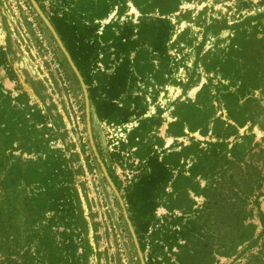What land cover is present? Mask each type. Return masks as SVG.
Returning <instances> with one entry per match:
<instances>
[{"label": "rangeland", "instance_id": "1", "mask_svg": "<svg viewBox=\"0 0 264 264\" xmlns=\"http://www.w3.org/2000/svg\"><path fill=\"white\" fill-rule=\"evenodd\" d=\"M33 1L47 20L51 14L63 12L76 24L96 26V37L111 23L116 26L112 28L114 35L118 26L127 23L128 28H133L130 36L133 40L139 38L135 32L141 22L164 18L173 26L166 44L169 60L160 65L158 59L153 60L160 81L137 79V89L132 90V95L140 97L145 109L141 117H130L119 125L98 122L91 115L88 101L90 137L105 172L116 179L117 184L113 186L128 221L122 197L134 177L140 174L143 164L135 152L148 145L150 153L158 158L172 152L177 154L175 167L169 168L168 181L158 191L153 212L145 217L148 227L141 241L143 251L138 247L143 263L150 257L151 264H246L248 261L249 264H264V229L258 219V213H264V83L246 95L253 99L246 106L247 110H253V119L239 129L238 134H251V137L236 141L230 138L223 149V153L227 152L231 144L237 142L233 155L238 159V172L244 175L246 163L255 168L248 173V177H252V182L247 181L250 195L244 185L228 181L231 171L222 160L203 162L194 172L190 171L191 165L197 162L196 154L207 149L205 142L210 140L209 133L202 137L197 132L182 129L179 131L182 136L173 138L166 134L167 124L175 120L172 113L176 103L195 102V93L202 84L206 89L201 101L210 103L215 117L224 120L218 96L225 91L224 87L230 92L234 87L228 86V81L220 75L206 73L203 65L229 54L232 24L264 26V0H178L175 11L165 14L161 12L167 8L168 0ZM258 14L256 19L245 22L248 16ZM259 48L255 43L243 47L245 54L257 52ZM0 49L5 59L0 66V93L7 96L10 105H17L13 99L21 96L22 106L30 112L39 111L45 117L44 124L37 125L31 137L48 139L45 143L48 155L61 161L59 171L43 183L34 175L43 171L40 162H36V158L44 157L42 154H27L22 152L23 147L14 149L17 142L12 143L11 150L4 151L6 168L12 167L15 158L20 168L11 171L5 184V250L0 254V261L21 264L23 253L30 251L37 261L45 264L41 256L36 255L35 243L26 241L29 231L37 226L30 223L36 216L32 199L37 193L47 194L44 198L50 202L57 190L72 186L85 222L84 241L79 246H84L87 253L86 264H141L122 207L89 147L80 85L29 0H0ZM230 54L235 60L234 53ZM258 58L255 67L264 64V50ZM148 118L158 119V124L144 129L145 138L139 147L128 146V135ZM2 122L7 132L13 128V118L5 116ZM224 155L225 160H232L229 154ZM255 171H258L257 176ZM239 201H244L243 229L247 224L254 227L251 239L233 247L235 231L227 211L231 207L229 204ZM52 216L54 213H45L43 220ZM130 228L134 233L131 223ZM185 229L191 230L186 236L182 233ZM49 232L47 246L52 255L57 256L51 264H71L70 259L62 262L67 253L63 251L65 243L59 235L63 232L60 225L55 224ZM82 251L78 248L76 254Z\"/></svg>", "mask_w": 264, "mask_h": 264}, {"label": "trees", "instance_id": "2", "mask_svg": "<svg viewBox=\"0 0 264 264\" xmlns=\"http://www.w3.org/2000/svg\"><path fill=\"white\" fill-rule=\"evenodd\" d=\"M177 2L178 0H168V6L162 10L161 14L175 11ZM259 16V14L254 17L248 16L245 22L248 23ZM47 18L86 87L91 115L95 120L119 125L126 123L130 117H141L145 109L140 104V97L137 94L132 95V90L133 88L137 89L135 88L137 79L142 81L151 78L156 82L160 81L157 80L158 73L154 70L153 60L158 59L159 65L161 62L169 60L166 44L173 31L170 22L164 18H155L148 23L141 22L135 32L139 38L133 40L130 37L133 28H128L125 25L127 23L117 27L116 35L112 31V28L116 27L114 23L104 26L102 33L96 37L94 36L96 26L76 24L66 13L51 14ZM250 43H255L260 48L257 52L253 50L250 54L249 52L245 54L243 47ZM261 50H264V26L262 24H232L229 54H225L223 58L215 57L203 65L206 73H216L220 75L221 79L228 81V86L234 87L233 92L228 91L226 89L228 87H224L225 91L218 96L225 113L224 120L220 116L215 117L210 103L206 104L201 101L206 89V86L202 84L195 93V102L186 100L176 103L172 113L175 120L169 122L166 127V134L173 138L182 136L183 134H179L182 129H186L189 133L197 132L202 137H206L209 133L210 140L205 142L207 149L200 151L198 156L196 154L197 162L191 165L190 171L194 172L195 167L202 165L203 162L222 160L231 171L228 181L234 185H244L249 195L252 192H250L251 188L247 185V181L252 182V177H248V173L249 170L253 169L254 171L255 168L246 163V171L244 175H241L238 172L240 171V167L237 165L238 159L233 155V151L238 146L237 142L231 144L229 151L223 153V149L226 148L230 138L236 141L251 137V134L239 136L238 130L253 119V110H247L249 108L246 107L253 99L246 98L247 92L261 88L264 83L262 74L264 67L260 68L264 64H260L259 67L257 66L258 68L253 66L259 59L258 54ZM230 53H234L235 60L231 59ZM130 54H132L131 59L129 58ZM4 63V53L0 49V66ZM230 68L231 70H229ZM108 70L110 72H107ZM233 79L236 83L232 81ZM10 80H13L12 77ZM20 97L17 96L13 99L17 105H10L7 96L0 93V102L3 103L0 105V254L5 250L3 240L6 228L5 184L11 171L13 169L18 171L20 168L17 158H15L12 167L6 168L7 157L4 151L11 150L12 143L17 142L14 149L23 147L22 152L27 154L32 153L37 156L42 154L44 157L36 158V162H40L43 171L41 168L42 172L34 175L37 178L40 177L43 183L49 176L58 172L61 165L59 158L48 155L49 151L45 147L48 139L42 141L31 137L36 132L35 127L44 124L45 117L41 116L39 111L30 112L29 108L22 106L23 103H19ZM243 99V103H240ZM5 116L14 119L11 124L13 128L8 132L5 123L2 122ZM157 124L158 119L154 118L141 121L128 135V146L139 147L145 138L143 136L144 129L148 125ZM225 153L229 154L232 160H225ZM260 153H263V150H260ZM135 155H138L139 161H143L142 170L134 177L122 198L127 207L128 219L133 227L138 247L142 252L144 245L141 241L148 227L145 217H149L148 215L153 212L158 191L168 181L169 168L175 167L174 158L177 154L172 152L158 158L154 153H150V148L147 145L144 150H137ZM255 173L257 176L258 171ZM108 175L116 186L117 182L114 176L109 172ZM45 195L47 194L37 193L32 199L36 206V216L30 223L37 226L29 231L26 241H30V243L33 241L36 255H40L45 264H51V261L57 256H53L50 247L47 246L48 235H50V229L55 224H59L63 231L59 235L62 237V242L65 243L63 251L67 253L66 257L60 258V260L62 259V262L66 263L70 259L71 264H86L87 253L84 246H79L84 241L82 234L85 232V222L81 215L75 189L71 186L57 190L50 198V202L44 198ZM243 202L229 204L231 207L227 211L235 231L233 247L252 238L254 226L247 224L244 229L242 227L241 222L245 217L242 208ZM50 212L54 213V217L43 220V214ZM258 219L264 229V213L259 212ZM190 231L185 229L182 233L186 236ZM244 235L246 237H243ZM78 248L83 250L80 254H76ZM23 254L21 264H42L30 251H25ZM256 258L258 260V257H253V260ZM149 260H151L150 257ZM149 260H146L145 264H151ZM248 262L246 264H249ZM0 264H6V261L1 260Z\"/></svg>", "mask_w": 264, "mask_h": 264}, {"label": "water", "instance_id": "3", "mask_svg": "<svg viewBox=\"0 0 264 264\" xmlns=\"http://www.w3.org/2000/svg\"><path fill=\"white\" fill-rule=\"evenodd\" d=\"M31 5L33 6L34 10L36 11V13L38 14V16L40 17V19L42 20V22L44 23V25L46 26V28L48 29V31L50 32V34L52 35L54 41L56 42L59 50L61 51V53L63 54L66 62L68 63L70 69L72 70L73 74L75 75L79 85H80V88L82 90V94H83V99H84V114H85V127H86V134H87V139H88V143H89V147L91 149V152L101 170V173L104 177V179L106 180L107 184L109 185L110 189L112 190V192L114 193L115 197L117 198L120 206L122 207V203H121V200L113 186V183L111 182V180L109 179L107 173L105 172V169L100 161V159L98 158L97 156V153L95 151V148L93 146V143H92V140H91V137H90V131H89V109H88V98H87V92H86V88H85V85L83 84L82 82V79L77 71V69L75 68L74 64L72 63L68 53L66 52L65 48L63 47L61 41L59 40L57 34L55 33L54 29L52 28V26L50 25V23L48 22V20L41 14V12L39 11V9L37 8L36 4L34 3L33 0H29ZM122 212H123V216L128 224V227L130 229V232H131V236L133 238V242H134V245H135V248H136V251H137V254L139 256V259H140V263L141 264H144L142 259H141V256H140V252H139V249H138V244H137V241H136V238H135V235L132 231V229L130 228V223L129 221L127 220L126 216H125V213H124V210H123V207H122Z\"/></svg>", "mask_w": 264, "mask_h": 264}]
</instances>
